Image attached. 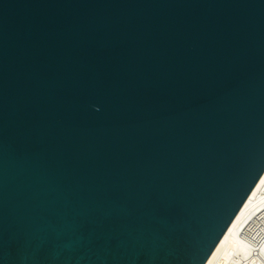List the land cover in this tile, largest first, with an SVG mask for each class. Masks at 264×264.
<instances>
[{"label": "water", "instance_id": "95a60500", "mask_svg": "<svg viewBox=\"0 0 264 264\" xmlns=\"http://www.w3.org/2000/svg\"><path fill=\"white\" fill-rule=\"evenodd\" d=\"M264 175V0H0V264H206Z\"/></svg>", "mask_w": 264, "mask_h": 264}, {"label": "bare ground", "instance_id": "6f19581e", "mask_svg": "<svg viewBox=\"0 0 264 264\" xmlns=\"http://www.w3.org/2000/svg\"><path fill=\"white\" fill-rule=\"evenodd\" d=\"M206 264H264V175Z\"/></svg>", "mask_w": 264, "mask_h": 264}]
</instances>
